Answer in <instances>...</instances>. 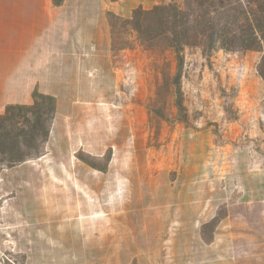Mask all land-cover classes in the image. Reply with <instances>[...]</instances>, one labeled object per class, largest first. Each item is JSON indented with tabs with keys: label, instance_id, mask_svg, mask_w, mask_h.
I'll list each match as a JSON object with an SVG mask.
<instances>
[{
	"label": "rangeland",
	"instance_id": "obj_1",
	"mask_svg": "<svg viewBox=\"0 0 264 264\" xmlns=\"http://www.w3.org/2000/svg\"><path fill=\"white\" fill-rule=\"evenodd\" d=\"M170 2L42 6L57 10L56 40L7 65V100L37 90L57 114L38 156L0 164V264H264L260 53L186 48L176 84L173 52L125 24Z\"/></svg>",
	"mask_w": 264,
	"mask_h": 264
},
{
	"label": "trees",
	"instance_id": "obj_2",
	"mask_svg": "<svg viewBox=\"0 0 264 264\" xmlns=\"http://www.w3.org/2000/svg\"><path fill=\"white\" fill-rule=\"evenodd\" d=\"M60 6L62 0H52ZM137 42L149 49L170 50L176 60V84L186 48L204 55L215 51L258 52L256 67L264 82V0H171L151 9L136 8L125 22ZM112 48L116 28L111 24ZM176 106L185 116L180 88ZM57 114L56 99L34 90L32 103L10 104L0 114V164L12 167L40 154Z\"/></svg>",
	"mask_w": 264,
	"mask_h": 264
},
{
	"label": "crops",
	"instance_id": "obj_3",
	"mask_svg": "<svg viewBox=\"0 0 264 264\" xmlns=\"http://www.w3.org/2000/svg\"><path fill=\"white\" fill-rule=\"evenodd\" d=\"M7 1L0 0V114L10 104L32 103L31 96L25 101L12 102L7 100L8 79L15 70L10 73L9 64H16V68L23 64H31L33 58L24 59L27 51L47 41L54 43L56 40V16L54 8L44 9L48 0H22L27 3L28 9L18 10L13 13L7 12ZM38 6V10L30 9ZM80 32L87 29V19L81 16L76 21ZM84 26V29L82 27ZM37 44V45H36ZM26 71H24L25 73ZM24 73L21 76H24Z\"/></svg>",
	"mask_w": 264,
	"mask_h": 264
}]
</instances>
